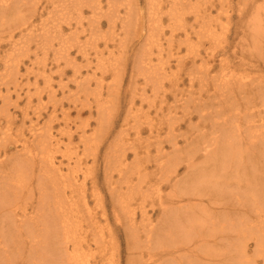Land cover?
<instances>
[{
  "label": "rangeland",
  "instance_id": "374dc122",
  "mask_svg": "<svg viewBox=\"0 0 264 264\" xmlns=\"http://www.w3.org/2000/svg\"><path fill=\"white\" fill-rule=\"evenodd\" d=\"M48 1L49 3H47ZM95 1L85 0V4ZM173 1L175 0H154L151 3L149 0H113L114 4L117 5L118 13L106 17L105 14L109 13L110 9L107 0H101L97 9L83 11L88 17V23H84L85 29L77 30L85 31L79 35L84 49L80 50L77 46H72L67 42L70 45L66 47V52L63 55L65 59L59 61V65L56 63L54 55L61 52L60 46L65 42L59 36L60 32L71 36L77 27L75 21L67 25L58 21L61 11L64 9L63 5L59 12L55 5H49L54 3L53 0H35L33 4L19 2L17 11L9 12L5 16L6 19H2L0 22V88H3V95L8 97V101L10 100L9 103L3 98L4 103H7L6 107L0 100V110L5 112L4 115H0V162L4 163L3 167L6 165L5 171L0 168V180L6 173H9L7 169L15 165L14 162L17 163L19 159L32 157V153L29 155L27 149L24 148L25 146H28V149L33 152L36 151L35 154H40L36 150L38 146L33 143V129L41 134L46 133V137L53 136V141L50 138L48 140L53 143L51 148L55 166L59 167L64 176H68V171L72 172L68 176L72 179L71 182L68 181L71 184L66 183L67 187H59L65 190L71 187L69 185H72L76 189L75 192H72V189L66 190V194L63 190H57L59 193L54 192L53 196H58L56 198L57 203L58 201L63 203L61 207L64 209L60 211L69 216V222L73 225V222L76 221L74 218H76L81 221L82 226V228L77 229L74 226L70 228L72 229L71 234H75V230H77L76 242L71 241L69 244L67 242L64 246L62 241L59 242L63 239L61 235L58 237V246L61 248L64 246L62 249L64 255H68L67 257L78 256L80 264H108L109 261L113 262L110 264H131L136 262L137 258L141 259L140 255L144 250L131 249L132 245L128 246L129 232L127 233L122 225L115 221V215H121V206L120 202L114 201L116 197H119V194L117 192L115 194L113 188H116L117 184L124 191L128 186L131 189L133 187V189L139 190L133 194L131 198L133 202H130L136 209L137 219L135 222L141 231L143 226L140 225L141 218L138 208L140 204H145L154 224L157 223L160 218L158 203L161 200L166 201V197L174 185L159 180V168L156 162L158 158H155L157 151L163 149L167 154L173 153L172 142L174 138L179 140L177 146L181 147L180 150H185V140H187L185 138H189L190 135H193L191 139L198 138L197 135L200 134V131H203L204 128H211L213 121L218 120L219 116L214 113V108L210 109V114H206L204 118H199L203 103L211 108L212 104L210 105L207 101H211L208 100V97L213 94V77L230 71L237 76L245 75L244 77L248 78L245 80L249 84L250 81L261 80V88L264 89V50L261 51L260 47L264 40L259 38L262 41H260L259 46L256 45L252 30H256L257 27L249 23L252 14L250 11H246L244 14L240 12L239 4L246 3L245 0H181L177 5L172 3ZM257 1L261 5L264 3V0ZM33 9L37 12H34ZM94 14L100 18L99 26L89 23L90 20L94 19ZM21 16H25L24 19H21ZM26 17L30 18L28 20L30 22L29 29L24 32L28 40L26 38L23 40L21 37L23 33L20 34V31L24 28L23 25L27 21ZM116 18L117 20H115ZM211 18L212 23L208 20ZM14 21L19 23H14ZM210 24L215 26L210 28L208 26ZM37 30L48 31L50 39L48 41L36 39L35 37L39 36ZM30 31L32 32L30 33ZM29 34L30 37L28 38L27 35ZM89 36H91L90 40H88ZM50 43L53 44V47L45 49V45ZM69 60L73 62H70L72 65ZM7 64L14 68L11 76L5 72ZM223 69H227V72H223ZM76 70L80 71V74L75 75L74 71ZM116 71H118L117 78L114 74ZM86 90L87 93H85ZM97 95L103 104V108L101 103H98L101 108L96 104ZM74 99H76L75 103L79 108L75 107ZM188 102H191L190 107L187 106ZM251 104H255L258 110L261 106L258 104V97H256L255 103ZM97 108L106 110L102 124L109 131V135H107L108 137L104 134L101 136L106 140L102 139L98 153L92 157L89 155L93 151L86 152L87 155L84 153V143L79 136L83 130L87 132L86 137L93 134L94 128L100 130L97 112L99 109ZM195 111H197L196 114ZM78 112H81V115H78ZM185 112L186 115L184 116ZM188 112L191 115H188ZM258 115L259 117L255 121L264 120V108L259 110ZM81 116L83 118H79ZM149 119L151 120L150 126L147 121ZM169 119H174L172 121L174 123L180 121L177 123L178 125L175 124L176 131L173 135L175 137L171 141L170 138L166 139L169 136ZM221 119L219 118V120ZM87 122H89V127L84 128L83 124ZM68 124L69 126H67ZM108 124L111 125L110 129ZM138 128L141 131L139 138L135 135ZM118 134L124 137L120 139L124 145L126 144L125 149L127 145V148H134H129L125 153L126 164L134 165L136 160L139 162V169L130 170L127 174L131 184L121 185L117 182L119 179L117 170L107 169L109 167L107 164L110 161L107 158L108 152L111 145L119 140ZM57 140H59L60 150L54 146ZM84 140L89 142L88 138H84ZM93 143L95 144L94 141ZM89 145H91L90 142ZM25 153L27 154L24 156ZM66 155H71L72 160L69 161L65 157ZM39 162L40 160L38 162L36 159L34 160L38 167L49 168V165L45 166ZM77 164H80L78 170L75 168ZM68 165H71V170H68ZM234 165L238 166L236 163ZM184 166L182 164L178 168L179 178H183L187 174ZM37 171L38 169H34L31 176L26 178L27 185L33 189V194L29 195L26 190V192L21 191L19 204H27L28 207L32 202L37 203L39 199V194L35 190L38 185ZM34 175H36V179H34ZM54 178L61 182L59 176ZM13 183L10 182L11 185ZM50 191L53 192L52 189ZM50 191L49 193H51ZM142 191L145 192L142 193ZM144 198L145 201L143 202L142 199ZM209 200L210 198L207 197L204 198L202 204L193 203L197 204V209L188 208L182 214L185 219L184 222L189 224L196 217L200 218L201 214H204L203 208L210 207L209 209L216 211L215 206L209 204ZM183 202V206H186L185 203L188 202V199ZM117 208L118 210H115ZM104 211L107 213L105 217L108 218L106 222L102 217ZM185 213L189 214V217H186ZM82 214L84 218H82ZM92 217L97 222L96 224L94 221V224L99 225L103 232L99 230V227L96 230H87V222L92 220ZM181 225L184 226L182 222ZM190 226L192 227L191 224ZM214 240L212 239L211 243H214ZM26 241L30 240L26 239ZM51 243L53 247L50 245V248L53 249L51 250L53 253L58 246L52 241ZM253 243L250 242L251 245L248 243L250 249L248 250L252 256L255 255V252L253 254L255 243ZM29 245L32 244L27 243L25 248L16 251V254L11 257V261L7 260V263L37 264V259H34L37 253L30 251L32 249L29 248ZM73 246L77 252L72 250ZM66 247H71V250L65 252ZM159 252L160 250L153 254L157 253L156 255H158ZM53 255L50 257V264L63 263L57 261L58 254L53 253ZM64 257L66 258V256ZM64 257L63 261H66L67 259ZM254 257L256 258V255ZM167 258L173 260L171 256ZM192 258H187L185 262L196 263ZM146 259L147 257L145 261L149 264L148 259ZM211 259L206 263L212 264L215 258ZM220 259V261L223 260L222 257ZM257 261L258 264H263L260 258H257ZM158 262L159 260L156 263Z\"/></svg>",
  "mask_w": 264,
  "mask_h": 264
},
{
  "label": "bare ground",
  "instance_id": "6f19581e",
  "mask_svg": "<svg viewBox=\"0 0 264 264\" xmlns=\"http://www.w3.org/2000/svg\"><path fill=\"white\" fill-rule=\"evenodd\" d=\"M34 1L35 0H0V22L2 21V19H6L5 16H7L9 12L17 11V4L19 2H24L25 4L30 2L31 4H33ZM100 1L101 0H96L94 3L85 4V0H53L54 3L49 4L51 6L55 5L56 10H58L59 12L64 6V9L61 11L60 14L61 18L59 17V20L57 19L58 21H61L63 25L70 24L72 21H75L74 23L77 25L76 30L72 32L71 36H67L61 32L60 35L58 34L61 39H63V41L65 40V42H63V45L60 46L61 52L54 55L56 63H58V65L59 61L65 59L63 55L66 52V47H69L70 44L75 47L77 46V48L80 50L84 49V45L83 43H81L82 41L79 35H82V33H85V31L81 32V30L78 31L77 29H85V26L83 25L84 23H88V17L85 16L83 11L87 9H97V5L100 3ZM149 1L153 3L154 0ZM180 2L181 0H175L172 3L177 5ZM245 2L246 3L242 2V4H239L241 8L240 12L244 14L246 13V11H250V13L252 14V18L249 23L250 25L257 27L256 30H252V34L254 35V38L256 40V45L258 44L259 46L260 41H262L259 40V38H262L264 40V3L261 5L257 0H245ZM47 3H49V1ZM107 4L109 6L110 12L105 14L106 17L118 13V9L116 7L117 5L114 4L113 0H107ZM33 10L34 12H37L35 9ZM93 16L94 19L90 20L89 23L97 24L99 26L101 23L100 18H97L95 14ZM24 17L25 16H21V19H24ZM25 19H27V21L23 25L24 28L21 30L20 27V34L23 33L21 35L22 39H27L26 33L24 34V32L29 29L28 26L30 24V22L28 21L30 18L26 17ZM115 20H117V18ZM208 20L211 21L212 18ZM129 22L130 20L128 21V23ZM14 23L19 22L14 21ZM81 24L82 26H80ZM208 26H210V28H213L215 25L212 26V24H210ZM31 32L32 31H30V33ZM48 34V31H39V36L35 38L41 41H48L50 39L48 37ZM27 36L29 38L30 34ZM90 39L91 36H89L88 40ZM67 42L70 44H67ZM51 44L52 43L46 44L45 49L53 47V44L52 46H50ZM260 47L261 51L264 50V42H261ZM84 52L86 53V51ZM70 62L73 63L69 60V63ZM5 72L7 75L11 76V73L14 72L13 66L7 64V66H5ZM117 72L118 71L114 72V74H116V78L118 77ZM223 72H227V69H223ZM74 73L75 75H78L80 74V71L76 70L74 71ZM244 76H237L229 71L226 74L213 77L214 90L213 94L208 97V100L211 101H207V103H210V105L212 104L211 108H208L206 104L203 103L201 105V107L203 108H201L202 110H200L201 117L199 118H204L206 114H210V109L214 108V113H217V116L222 119L219 120L218 118L217 121H213V125L211 128H204L203 131H200V134L197 135L198 138L191 139L193 138V135H190L189 138H185L187 140H185L186 145L184 146V149H186L183 151L180 150L181 147L179 148L177 146L179 143V140H176L177 138H174V141L172 142V149L174 150L173 153L167 154L164 152L163 149H161V151L159 152L157 151V155L155 158H158L156 159L159 168L158 178L159 180L167 184L172 183L174 185L171 189L170 194L166 197V201L161 200L158 203L160 218L158 219L156 224H154V220H152V217L149 216V211H147L148 209L143 203L140 204V206L138 207L140 210L141 218L140 225L142 224L143 226L142 231L141 228L139 229L137 222H135L137 219V212L130 201L133 200L131 199L133 194L136 191H139L137 190V188L133 189L132 187V190L128 186L129 188L127 187V189L124 191L122 187L118 186L117 184L116 188H113L115 191L114 193L116 194L117 192L119 194V197H116L114 201L120 202L119 204L121 206V215H115V221H117L119 225H122V227L124 228V230L127 231V233L129 232L128 239L130 241L127 240L129 241L128 246L132 245L131 249H141L140 251L144 250L143 252H141V255L139 254L141 259L136 257L137 259L135 261L137 262V264H139V262L140 264H147L145 261L146 257L148 259L146 260L149 264H210L209 262H206L211 258H215L212 264H258L257 258H260V260L263 261L264 264V120L260 119L255 121L259 117V110H261V108H264V89L261 88V80L250 81L249 84L245 80L248 78ZM83 90L85 91V89ZM85 93H87V90ZM256 97H258V104L261 105L259 107V110L256 109L255 104H251L255 103ZM3 98L8 101V97L3 95V88H0V100L3 101V104L6 107L7 103H4ZM96 99L98 100L96 104L101 103L99 101V96ZM75 101L76 99H74L75 107L79 108V106L76 105ZM8 102L10 103V100ZM190 104L191 102H188L187 106L190 107ZM98 106L100 105L98 104ZM100 108H97L99 109L97 112L99 117L100 130L98 128H94L93 134L88 137H86L87 132L83 130V133L79 136L80 139L83 140L82 142L84 143V153L86 154V152L88 153L89 151H93L92 154H88L92 157H95L98 153L102 139L104 138H102L101 136L103 134L105 136L109 135V131L105 129V125L102 124L103 119L106 116V110H100ZM197 111H195V114ZM80 113L78 115H81ZM190 113L192 114L193 112L191 111ZM4 114L5 112H1L0 110V115ZM64 114H66V111H64ZM191 114H189L188 112V115ZM67 115L69 116V113ZM185 115L186 112L184 113V116ZM79 118L83 117L81 116ZM69 119L71 120V118ZM173 120L174 119H169V136L168 138L166 137V139L170 138V141L173 140V137H175L173 136L176 131L175 124L180 122L177 121V123H174L172 122ZM147 121L149 122L148 125L150 126L151 120L149 119ZM260 122L261 124H259ZM83 125L84 128L89 127V122L84 123ZM67 126H69V124ZM108 127L110 129L111 125L108 124ZM47 128L49 129V131H51L48 125ZM32 132L33 143L38 146L36 150H38L40 154H35L36 151L33 152L28 149V146H25L24 148L27 149L28 154L31 155L32 153V157H29V159H19L17 160V163L14 162L15 165L7 169V172L9 171V173H6V175L0 180V264H8L7 260L11 261V257L16 254V251L25 248L27 243L32 244L31 246L29 245V248L32 249L30 251H34L37 253L36 258H34L37 259V264H40L41 261L42 264H50V257L53 255V253L58 254L57 261L63 262L62 264H80L78 256L67 257L68 255H64L65 253L63 252L64 250L62 248L67 242L68 244L71 243V241L76 242L77 235L75 234L77 230H75L76 232L74 231L75 234H71L72 229L70 228H72V226H74L76 229L82 228L80 224L81 221H78V219L74 218L76 221H74L72 225L69 222V216L64 214L63 211H60L61 209H64V207H61L63 203L59 201L57 203L56 198H58V196H53L54 192L59 193L58 191L62 190L65 191V194L66 190L69 189H72V192L76 191V189L74 188V186L72 187V185H69V187H71L68 189H61V186H68L65 185L66 183L71 184L70 182L72 179H70L68 176L72 172L68 171V176H64L63 174H61V170L59 169V167L55 166L54 156L52 155L51 148V144L53 145V143H51V141H53V136L46 137V133H43V135L41 133H38V131L36 132V129H33ZM120 134H118L119 140H114L115 142L113 145H111V149L108 152L107 158L110 161L107 164V166L109 165L107 169L109 168L112 171L117 170V172L119 173V179L117 182L121 185H125L126 183H130L129 178H127L128 172L133 169L138 170L139 162L135 159L136 161L134 165L126 164L125 153L130 147L127 148V145L125 149L126 144L124 145V142L122 141V139H120L121 137H123ZM140 134L141 131L138 128L137 132H135V135L139 138L141 137ZM48 138L51 139L50 142ZM84 138H88L91 145H89V142L85 141ZM93 141L95 142V144L93 143ZM69 142L71 143V141ZM54 146H56V148L60 150L59 140L55 142ZM134 153L135 151L133 152V154ZM26 154L27 153H25L24 156ZM65 157L68 158L69 161L72 160L71 155H66ZM35 159L37 160V162L40 160L39 163L45 166L49 165V168L46 167V169H44L43 166L38 167V165H35L34 163ZM159 160L161 161V163ZM78 161L80 162V160ZM234 163L238 164V166L234 165ZM182 164L185 165L184 167H186L187 174H185L183 178H179L178 168ZM2 165H4V163L0 162V168L5 171L6 165L4 167ZM78 165L80 164H77L75 167L77 168V170ZM113 165L114 168H112ZM119 166L121 168L120 170ZM70 167L71 165H68V170L72 169V167ZM34 169H38V174H36L37 177L36 175H34V179L37 178L38 180V185L36 186L37 188L35 190L39 194V199L35 204L33 202L30 203V207L28 206V208L26 206L27 204L23 205L21 203V205L18 203V200H20L19 198H21V191L23 192V190H26L29 195L33 194V189L30 188L29 185H27L26 178L31 176V173H33ZM58 176L61 182H58L57 179L54 178H58ZM69 180L70 182H68ZM10 182L14 183L11 185ZM50 189H52L53 192L50 191ZM49 191L51 193H49ZM143 192L145 191H142V193ZM95 196L97 197V195ZM124 196L126 197L124 198ZM207 197L210 198L209 204L214 205L216 211L209 209L210 207H207V209L203 208L204 214H201L200 218L192 216L196 217V219L189 222V224L188 222L186 224L184 222L185 219L182 214L187 211L188 208H191L193 210L197 209V204H202L204 198ZM187 199L188 202L185 203L186 206H183V201ZM67 200L69 199L67 198ZM142 201L144 202L145 198L142 199ZM101 203H103L102 200ZM116 206L119 207L118 205ZM203 206H205L204 203ZM9 208L11 209L9 210ZM115 210H118V208ZM105 214L107 213L105 212L102 217L106 222L108 218L105 217ZM185 215L186 217H189V214L185 213ZM82 218H84L83 214ZM94 221L96 222L95 218L87 222V230L98 229L97 227H99V225L96 226L97 222L96 224H94ZM181 222L184 225L183 227L181 225ZM190 224L192 225V227L190 226ZM99 230L103 232L102 228H100ZM61 235L63 239L59 241L58 237ZM95 236L97 237L96 234ZM26 239H29L30 241H26ZM212 239H215V244L211 243ZM51 241L54 244H57V246L59 245L58 241H62V244H64V246L62 248L59 246V248L56 247L55 249L57 250H54L52 253L51 250L53 249L50 248V245L51 247H53ZM112 241L114 242L115 240ZM250 242L255 243V251H253V254L255 252L256 258L254 257L255 255L252 256L250 254L251 252H249ZM75 245L77 246V243H75ZM65 249L66 252L71 250V247H66ZM73 249L75 251L74 246L72 247V250ZM159 250L160 252L158 255H156L157 253L153 254L154 252H158ZM64 256H66V258ZM168 256H171L173 260H171V258L168 259ZM63 257L67 260L63 261ZM191 257H193L192 259H194L196 263L185 262L187 258ZM219 257H222L223 260L220 261L221 259ZM158 260L159 262L156 263ZM110 262L113 263L112 261H109L108 264H110ZM136 262H133L131 264H135Z\"/></svg>",
  "mask_w": 264,
  "mask_h": 264
}]
</instances>
